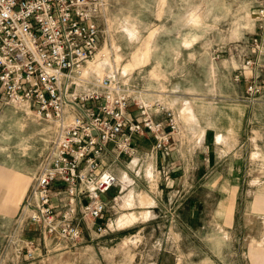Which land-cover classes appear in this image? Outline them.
I'll list each match as a JSON object with an SVG mask.
<instances>
[{"label": "built area", "instance_id": "1", "mask_svg": "<svg viewBox=\"0 0 264 264\" xmlns=\"http://www.w3.org/2000/svg\"><path fill=\"white\" fill-rule=\"evenodd\" d=\"M105 7L106 0H0V91L8 104L52 128L16 228V240L24 244L17 251L28 249L26 257L36 249L24 239L28 226L44 238L77 241L81 220L103 219V196L116 179L100 169L134 157L136 137L149 135L161 150L180 133V115L168 103L134 100L118 69L96 66L105 58L96 22ZM252 19L253 36L229 52L236 80L248 78L246 99L264 103V4ZM107 57L110 62L109 51ZM155 115L164 119L156 121ZM103 231L97 225L96 232Z\"/></svg>", "mask_w": 264, "mask_h": 264}, {"label": "crops", "instance_id": "2", "mask_svg": "<svg viewBox=\"0 0 264 264\" xmlns=\"http://www.w3.org/2000/svg\"><path fill=\"white\" fill-rule=\"evenodd\" d=\"M135 7L137 14L126 12L124 0H106V7L96 17L100 29V46L111 48L112 56H124L123 60L130 57L128 64H132L133 68L126 71L125 64L117 69L121 82L135 91L134 100H162L176 111L188 107L193 111V117L182 119L184 110L182 114L178 112L182 130L173 135L165 148L155 150L152 137L138 136L134 141L137 147L134 157L122 156L118 163L100 169L114 176L116 181L103 196L107 204L106 214L92 225L96 234L97 225L105 227L102 234H106L111 225L131 221L135 215L137 220L127 223L125 227L141 224L137 230L127 232L131 237H143L148 232V226L163 222L162 216L155 212L156 206L173 203V206L178 204L180 208L177 215L167 217V222L172 225L167 230L168 235L176 236L175 229L180 228L188 237L195 236L200 206L198 201H132L134 190L154 188L155 177L159 178L163 174L169 187L173 186L175 180L182 179L183 175L186 180L189 178L192 181L195 178L191 176L197 175L199 179L196 178V184L206 189H221L225 194L235 190L236 194L241 191L243 195L252 192L258 185L263 186L264 178L255 175L259 167L256 161L259 160L260 165L264 163V103L246 99L248 78L245 76L236 80V72L229 60H213L207 50L203 51L199 47L203 40L200 31L210 26L208 20L211 13L214 23L221 22L219 19L224 20L230 13L225 7H210L202 0H155L153 5L142 0L137 1ZM141 19L148 22L143 24ZM127 28L136 29L139 35L140 31L144 33L141 40L135 41L131 37L127 40L135 41L136 44L140 41L141 46L145 44V48L149 44L146 57L143 56L145 48L129 51L125 44L117 40L119 30L127 32ZM151 33L153 36L150 39ZM107 70L112 71L113 68ZM135 110L132 106L130 111L134 118L137 116ZM154 119L162 121L164 116L155 115ZM197 141L202 144L197 145ZM36 169L37 166L30 167L23 174L31 176ZM132 177L139 178L137 185H132ZM125 191L128 199L122 201ZM114 197L118 201H113ZM120 200L121 208L125 209H129L128 205L131 204L145 203L140 207L144 211L123 214L114 220L112 214ZM218 202L222 207L218 214L221 226L229 212L223 207L229 201ZM234 215L235 209L232 218ZM221 227L224 229L223 224Z\"/></svg>", "mask_w": 264, "mask_h": 264}, {"label": "rangeland", "instance_id": "3", "mask_svg": "<svg viewBox=\"0 0 264 264\" xmlns=\"http://www.w3.org/2000/svg\"><path fill=\"white\" fill-rule=\"evenodd\" d=\"M137 1L142 0H124L126 12L137 14L135 7ZM146 1L153 5L155 0ZM202 1L208 3L210 7L223 6L230 13L224 20L219 19L221 22L217 23H214L215 20L212 19L214 15L211 13L208 20L210 26L200 31L203 40L199 47L203 51L207 50L213 60H229L232 69L235 70L237 64L236 61L231 60L229 50L253 36L255 27L252 16L264 4V0ZM143 19H141L143 24H146L148 21ZM126 30L127 32L119 30L117 40L125 44L129 51L143 50L145 44L141 46L140 41L137 44L135 41L141 40V36H145L144 33L140 31L139 35L136 29L127 28ZM152 36L153 33L150 39ZM128 37L135 41L129 42ZM101 50L105 58L98 61L97 67L108 63L112 65L113 70L125 64H127L126 71L133 68L132 64H128L130 57H125L123 60L124 56H112L111 48L101 47ZM108 51L110 62L107 57ZM148 53L149 44L146 45L143 56L146 57ZM2 97L0 94V264H176V262L179 264H264V185L259 186L258 179L256 184L258 186L250 193L242 195L241 191L236 194L235 190H229L225 194L221 189H206L196 184L199 179L197 175L191 176L196 182L189 178L186 180L183 175V180H175L173 186L169 187L166 175L163 174L159 178L155 177L154 188L134 190L132 199V201H198L200 206L199 216L196 218L198 220L195 236L188 237L189 235L181 232L180 228L175 229L176 236L168 235L167 230L172 225L169 221L167 222V217L177 215L180 207L178 204L173 206V203L170 205L164 203L158 204L155 209V212L162 216L163 222L148 226L146 229L148 232L143 237H131L127 232L137 230L138 225L141 224L136 223L135 227H125L127 223L137 220L135 215L132 216L131 221L111 225L106 234H102L104 231L96 234L92 220H81L83 235L77 241L55 236L44 238L33 227L28 226L23 236L26 242H33L36 248L34 256L26 257V253H30L28 249L19 254L17 248L24 244L20 243V237L16 233L18 219L23 201L51 145L52 128L48 123L37 120L25 108L8 104L5 100L4 103ZM176 112L182 114V119L193 117V111L188 107ZM195 143L202 144L201 141ZM256 162L259 167L255 176L264 178V163L260 165L259 160ZM34 166L35 168L37 166V169L33 175L23 174L26 169ZM137 179L139 178L132 177V185L138 184ZM126 193L127 191L122 194L124 196L122 201L128 199L125 196ZM218 201H229L227 206L223 207L229 211L225 223H222L224 229L221 227L222 224L219 226L218 214L222 207ZM121 204L120 200L118 205H115L112 219L120 218L123 214L131 212L138 214L137 212L144 211V208L140 207L145 203L128 205L129 209L121 208ZM234 209L235 215L232 218ZM12 217L14 218L11 221ZM155 230L158 232L155 233ZM16 237L19 238L18 241Z\"/></svg>", "mask_w": 264, "mask_h": 264}]
</instances>
